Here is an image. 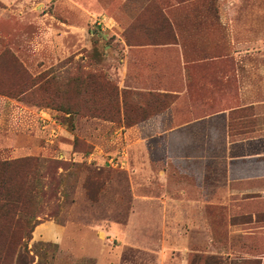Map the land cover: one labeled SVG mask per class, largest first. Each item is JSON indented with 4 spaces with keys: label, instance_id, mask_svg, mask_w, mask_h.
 <instances>
[{
    "label": "rangeland",
    "instance_id": "1",
    "mask_svg": "<svg viewBox=\"0 0 264 264\" xmlns=\"http://www.w3.org/2000/svg\"><path fill=\"white\" fill-rule=\"evenodd\" d=\"M161 113L264 136V0H0V264H264V182Z\"/></svg>",
    "mask_w": 264,
    "mask_h": 264
},
{
    "label": "crops",
    "instance_id": "2",
    "mask_svg": "<svg viewBox=\"0 0 264 264\" xmlns=\"http://www.w3.org/2000/svg\"><path fill=\"white\" fill-rule=\"evenodd\" d=\"M229 121L225 113H215L176 125L174 117L161 113L148 125L153 137L187 160L222 159L227 183L264 182V136L231 135Z\"/></svg>",
    "mask_w": 264,
    "mask_h": 264
}]
</instances>
